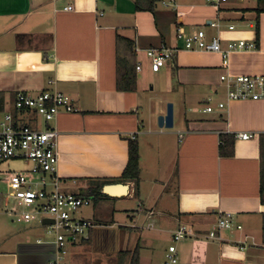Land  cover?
Listing matches in <instances>:
<instances>
[{"label":"crops","instance_id":"0c3cea01","mask_svg":"<svg viewBox=\"0 0 264 264\" xmlns=\"http://www.w3.org/2000/svg\"><path fill=\"white\" fill-rule=\"evenodd\" d=\"M150 5L149 0H0V120L9 112L23 119L14 108L19 92L64 93L77 112H61L48 123L59 132L62 189L82 194L98 183L122 184L128 186L124 195L105 197L138 199L136 211L125 217L104 211L97 216L98 203L83 209L80 216L95 227L87 241L69 248L65 264H132L134 255L136 264H164L181 225L204 235L226 213L242 230H222L220 241L198 237L177 243V264H264V99L226 103L220 82L223 74L264 75V0H229L219 7L207 0H176V7L159 2L153 10ZM68 6L73 10L65 11ZM179 28L187 34L204 30L208 39L220 37L223 47L245 40L258 49L233 52L228 59L188 51L177 39ZM163 45L180 51L159 70L143 51H135ZM129 68L134 89L120 91L118 77ZM156 81L183 92L184 120L177 124L174 118L172 130L158 131L149 121L146 128L142 120L144 83L153 90ZM168 102L160 98L157 116L166 115ZM222 102L226 106L219 109ZM208 105L213 112H205ZM244 132L253 137H234L233 156L222 157L220 136ZM130 140L139 144L138 195L133 183L120 182ZM9 163L0 164L5 190ZM3 217L18 224L0 210V264H52L53 240L33 242L22 230L12 231ZM36 224L20 225L33 231Z\"/></svg>","mask_w":264,"mask_h":264},{"label":"built area","instance_id":"2783aa9c","mask_svg":"<svg viewBox=\"0 0 264 264\" xmlns=\"http://www.w3.org/2000/svg\"><path fill=\"white\" fill-rule=\"evenodd\" d=\"M214 6H222L229 0H207ZM164 7H176V0H161ZM68 6L65 11H72ZM212 28H219L218 22H211ZM229 30H234L230 26ZM177 39L183 42V49L188 51H205L219 53L224 59L237 51H255L257 46L245 40H233L222 46L220 37L208 39L204 30L187 34L179 28ZM144 52L154 70L163 68L174 59L180 51L178 48L161 46L141 50ZM142 70V62L136 66ZM220 82L226 87V103L244 100L264 99V75L233 76L223 74ZM50 84H53L51 81ZM225 102L219 103L218 108L224 109ZM14 108L22 120H16L11 112L0 120V164L9 161H24L30 168L19 172H7L3 182L6 193L0 198V210L12 217L18 224L31 225L39 223L47 235L53 237L56 246V258L52 264H65L69 248L89 239V232L95 226L90 220L80 216V212L94 204L93 197L82 196L66 192L62 189L61 178L58 174L59 132L48 127V123L55 121L61 112L73 113L77 109L72 99L59 91H44L38 95L19 92L16 95ZM213 106L208 105L205 112H213ZM25 117L41 121L44 129L34 127ZM235 139L249 140L251 133H238ZM136 139V136H133ZM51 220L52 224H43L44 220ZM242 230L236 224L233 214L226 213L219 216L216 225L207 234L198 235L194 229L181 225L172 236L173 245L168 248L164 264H177L179 256L176 244L187 239H198L210 242L220 241L222 230ZM38 242H42L39 240Z\"/></svg>","mask_w":264,"mask_h":264},{"label":"rangeland","instance_id":"374dc122","mask_svg":"<svg viewBox=\"0 0 264 264\" xmlns=\"http://www.w3.org/2000/svg\"><path fill=\"white\" fill-rule=\"evenodd\" d=\"M147 82V79H144ZM149 80V79H148ZM146 82L144 83L145 86V106L144 110L142 111V120L144 121L146 128L148 126V121L150 124H153L158 131L161 130L158 124V119L160 116L158 115V109H159V100L160 98L169 101L167 103V106L169 104L173 105L174 108V118L178 123H183L184 120V114H185V104H184V98H183V92L178 91L177 87H175L172 91L169 89H166L164 87H161L159 83L156 81L153 85L155 89L152 90V84L146 85ZM205 107L202 106V109ZM172 130V129H171ZM7 170L9 172H19L23 170H27L30 167V164L24 162V161H10ZM65 191V190H64ZM0 192L6 193L5 187H0ZM138 199L131 200L129 202H125L123 200L119 201H113L112 199H109L107 196H101L99 197L98 204L96 207L97 216L102 215L100 212L104 211L106 215H112L113 213L118 215L117 217H125L127 215H130L134 213L137 209L138 205ZM7 221L8 227L12 231H20L22 230L24 234L29 235L33 242H35L36 239H40L43 242L53 240L52 236H49L46 234L45 229L37 223V229L34 231H24L26 227L20 224H14L12 222L11 218L3 217ZM67 258V257H66Z\"/></svg>","mask_w":264,"mask_h":264},{"label":"trees","instance_id":"16d2710c","mask_svg":"<svg viewBox=\"0 0 264 264\" xmlns=\"http://www.w3.org/2000/svg\"><path fill=\"white\" fill-rule=\"evenodd\" d=\"M151 5L150 9L153 10L154 6L161 2V0H149ZM135 83L134 73L132 74V68L126 69L123 74H120L117 80V88L120 91H129L134 89L132 84ZM220 155L222 157H231L234 154V136L233 135H224L220 136ZM139 180H140V151L139 144L136 140H130L129 142V160L128 164L121 176V183H133L136 189V195H138L139 189ZM103 186L101 184H96L88 188L85 193H82V196L93 197L94 203H98L99 197L105 196L102 193ZM261 202L264 204V173L261 176ZM136 255L133 257L132 264H136Z\"/></svg>","mask_w":264,"mask_h":264},{"label":"water","instance_id":"95a60500","mask_svg":"<svg viewBox=\"0 0 264 264\" xmlns=\"http://www.w3.org/2000/svg\"><path fill=\"white\" fill-rule=\"evenodd\" d=\"M158 124L161 129H172L174 127V108L172 104L167 106V112L165 116H160L158 119ZM128 186L122 184H111L106 185L103 188V194H107L110 196H116L121 192H127ZM54 223L51 220H44L43 224H52Z\"/></svg>","mask_w":264,"mask_h":264},{"label":"bare ground","instance_id":"6f19581e","mask_svg":"<svg viewBox=\"0 0 264 264\" xmlns=\"http://www.w3.org/2000/svg\"><path fill=\"white\" fill-rule=\"evenodd\" d=\"M125 193H126V192H121V193H119L118 195H122V194L124 195ZM118 195H117V196H118Z\"/></svg>","mask_w":264,"mask_h":264}]
</instances>
